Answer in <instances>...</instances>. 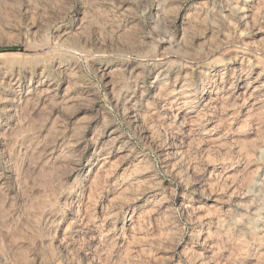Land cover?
Listing matches in <instances>:
<instances>
[{
    "label": "rangeland",
    "instance_id": "obj_1",
    "mask_svg": "<svg viewBox=\"0 0 264 264\" xmlns=\"http://www.w3.org/2000/svg\"><path fill=\"white\" fill-rule=\"evenodd\" d=\"M0 151V264H264V0H0Z\"/></svg>",
    "mask_w": 264,
    "mask_h": 264
},
{
    "label": "trees",
    "instance_id": "obj_2",
    "mask_svg": "<svg viewBox=\"0 0 264 264\" xmlns=\"http://www.w3.org/2000/svg\"><path fill=\"white\" fill-rule=\"evenodd\" d=\"M4 50H7V51H14L15 48H7V49H4Z\"/></svg>",
    "mask_w": 264,
    "mask_h": 264
},
{
    "label": "bare ground",
    "instance_id": "obj_3",
    "mask_svg": "<svg viewBox=\"0 0 264 264\" xmlns=\"http://www.w3.org/2000/svg\"><path fill=\"white\" fill-rule=\"evenodd\" d=\"M2 158H3V156H2V153L0 151V161H2Z\"/></svg>",
    "mask_w": 264,
    "mask_h": 264
}]
</instances>
